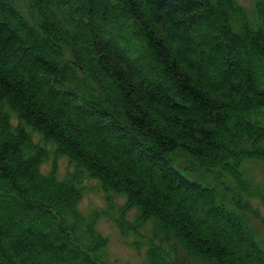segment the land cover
Returning <instances> with one entry per match:
<instances>
[{"label": "trees", "instance_id": "obj_1", "mask_svg": "<svg viewBox=\"0 0 264 264\" xmlns=\"http://www.w3.org/2000/svg\"><path fill=\"white\" fill-rule=\"evenodd\" d=\"M28 4L0 0V264H99L72 242L79 185L41 174L48 152L24 124L189 254L264 264L241 216L172 160L186 155L264 205L240 173L264 162V0L254 23L234 0ZM148 264L167 263L151 251Z\"/></svg>", "mask_w": 264, "mask_h": 264}, {"label": "rangeland", "instance_id": "obj_2", "mask_svg": "<svg viewBox=\"0 0 264 264\" xmlns=\"http://www.w3.org/2000/svg\"><path fill=\"white\" fill-rule=\"evenodd\" d=\"M11 1L24 11V9L27 10L31 0ZM234 1L244 9L251 20L250 22L254 23L255 14L253 11L256 0ZM23 127L31 134L35 144L46 146L50 157L41 168L43 175H49L53 170H56L59 180H73L76 185H79L82 192L81 202L77 206L76 213L70 214L67 220L69 226L75 225L76 227V237H73L75 240L71 238L72 242L77 247L87 248L91 251L94 249L92 254L94 262L99 264H148L149 252L158 251L167 264H213L189 254L178 241L162 231L155 222L137 224L134 228L140 212L134 207L129 211H123L126 200L122 194L103 189L101 182L92 178L87 170L78 167L68 157L57 156L53 145L44 142L43 136L25 124ZM175 163L176 168L187 179L222 191L221 198L224 206L241 216L248 226L247 228L250 229L249 231L256 236L259 246L264 250V205L258 198L252 200L245 198L243 201L248 203L250 208L236 210V206L232 202L235 186L229 184L228 179L224 185L223 180L226 179L218 180L215 174H206L193 168L190 158L186 155L176 157ZM78 168L81 170L79 173L77 172ZM242 171L246 180L253 186L254 192H264L263 162L246 161L242 166ZM75 173L79 175L76 177ZM227 186L231 189H226ZM124 223L129 225L125 229L123 228ZM89 226H92L93 232L89 231ZM98 236L100 238H97Z\"/></svg>", "mask_w": 264, "mask_h": 264}, {"label": "bare ground", "instance_id": "obj_3", "mask_svg": "<svg viewBox=\"0 0 264 264\" xmlns=\"http://www.w3.org/2000/svg\"><path fill=\"white\" fill-rule=\"evenodd\" d=\"M34 23V22H33ZM34 25H36L35 23H34ZM61 88H63L64 90H66L67 92H71V91H73V88L71 87V86H63V87H61ZM8 111H9V116H10V122H11V125L12 126H14V127H17L18 126V124H20V118H19V116H18V114H17V112L15 111V110H12V109H10V108H8ZM13 123H17V124H13ZM53 147H54V145H53ZM42 149H45L46 150V146L45 147H41ZM55 148V153H56V155L57 156H63V157H67V156H65V155H59L58 153H57V150H56V147H54ZM48 152V151H47ZM179 155H182V154H178V155H176L175 156V158H172V160H173V163H174V167L176 168V163H175V159H176V157H178ZM49 154H48V156H47V158H46V160H43V162L40 164V172H41V174H43L42 173V171H41V168H42V166H43V164L44 163H46L47 162V160L49 159ZM247 161H258V160H247ZM246 162V161H245ZM244 162V163H245ZM259 162H262V161H259ZM243 163V164H244ZM264 163V162H263ZM242 166L243 165H241V171H240V173L242 174V176H243V178H244V180L250 185V187L252 188L253 186L246 180V178H245V175H243L244 174V172L242 171ZM176 170H178L185 178H186V176L178 169V168H176ZM201 172H203V173H206V174H215V175H217V173H213V172H210V171H204V170H201ZM54 176L55 178H57V176H56V170H53L49 175H44V176ZM214 175V176H215ZM191 182H194V181H191ZM194 183H198V182H194ZM198 184H201V185H203V186H206L205 184H203V183H198ZM232 184V183H231ZM235 186V185H234ZM103 189H104V187H103ZM216 189V188H215ZM226 189H228V190H230L231 188L230 187H226ZM250 189V188H249ZM253 189V188H252ZM218 190V189H217ZM251 190V189H250ZM109 191H111V190H109ZM239 188L237 187V185H236V187H235V194L234 195H232V199H233V201H232V199H231V197H230V200L232 201V202H234V206H236V210H244V209H248V208H250V206H249V204L248 203H246L245 201H243L245 198H247L248 196H244V195H240L239 194ZM252 191V190H251ZM114 193H116V194H119V193H117V192H115V191H113ZM253 192V191H252ZM259 192V191H258ZM264 193V192H263ZM223 195V193H222V191H217V199H218V201H219V203L220 204H222V205H225L224 203H223V201H222V198H221V196ZM123 197L125 198V200H126V206L124 207V209H123V211H129V209H131V208H133V206H131V205H129V199L125 196V195H123ZM256 197H251V199L250 200H252V199H255ZM81 199H82V196H81ZM81 199H80V201H79V203L81 202ZM78 203V204H79ZM78 206V205H77ZM75 207V211L74 212H71V213H69V214H74V213H76V210L78 209V207ZM137 211H139L140 212V216L137 218V220L135 221V225H134V228H136V225L138 224V225H142V224H146L147 222H150V221H152V222H154L152 219L151 220H146V219H143L142 218V216H141V214H142V212H141V210L140 209H138V208H135ZM234 213H236L235 211H234ZM237 214V213H236ZM124 225V229L125 228H127V225H128V223L126 224V223H124L123 224ZM129 226V225H128ZM160 229H161V227H159ZM162 230V229H161ZM163 231V230H162ZM165 232V231H164ZM166 233V232H165ZM170 236H172L173 238H174V240L175 241H177V238L175 237V236H173V235H171V234H169ZM254 237L256 238V236L254 235Z\"/></svg>", "mask_w": 264, "mask_h": 264}]
</instances>
